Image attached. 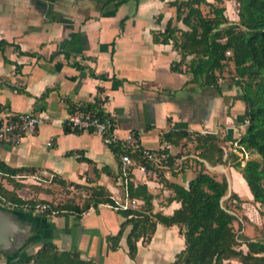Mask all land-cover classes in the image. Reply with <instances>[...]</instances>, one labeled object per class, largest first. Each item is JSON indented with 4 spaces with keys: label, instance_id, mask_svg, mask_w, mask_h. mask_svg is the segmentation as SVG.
Instances as JSON below:
<instances>
[{
    "label": "crops",
    "instance_id": "crops-1",
    "mask_svg": "<svg viewBox=\"0 0 264 264\" xmlns=\"http://www.w3.org/2000/svg\"><path fill=\"white\" fill-rule=\"evenodd\" d=\"M105 1L0 0V40L7 42L0 52V120L25 111L45 116L19 144L0 143V162L34 170L13 176L0 171V185L21 199L45 202H54V195L64 188L79 189L87 197L90 188L102 186L115 202L121 201L118 160L103 137L90 130L63 129L73 106L100 99L99 107L113 119L116 137L135 131L144 147H166L177 155L176 163L186 161L181 171L132 169L133 182L145 184L152 195V213L171 215L180 202L171 199L173 192L165 182L186 186L196 175L194 160L200 158L187 149L192 143L186 138L173 144L161 141V136L185 130L214 133L226 137L227 143L237 138L245 127L239 83L223 77L218 87L203 85L185 66L181 71L171 69L179 53L171 43L154 42L151 34L174 17V8L167 5L170 0H127L117 7ZM229 1L225 0L226 8ZM159 13L162 18L157 23ZM177 25L184 28L180 22ZM14 45L33 55L18 53ZM72 61L84 68L76 69ZM90 69L97 77L90 75ZM114 77L121 80L116 89ZM200 160L217 178L223 173L237 194L238 187L246 195L236 169ZM38 172L52 174L51 180H34L32 175ZM58 179L77 185L63 187ZM35 214L42 223V241L53 242L59 250H76L81 258L97 264H170L184 247L177 225L157 223L149 243L137 242L134 258L127 254L129 226L118 247L110 248L106 237L118 232L123 217L107 204L90 207L78 217ZM31 248L27 245L24 251L30 253ZM3 260L7 262L0 252V264Z\"/></svg>",
    "mask_w": 264,
    "mask_h": 264
},
{
    "label": "trees",
    "instance_id": "trees-1",
    "mask_svg": "<svg viewBox=\"0 0 264 264\" xmlns=\"http://www.w3.org/2000/svg\"><path fill=\"white\" fill-rule=\"evenodd\" d=\"M126 1L106 0L104 3L113 2L117 7ZM224 2L225 0L168 1L167 5L174 8V17L166 21L162 30L151 31L152 40L171 43L173 49L179 53V60L171 63V69L181 71L182 66H185L192 79L200 81L203 85L218 87L219 78H223V74L228 72L229 81L236 80L239 83L240 95L245 104L243 119H247V123L237 138L229 142L227 148L226 137L209 132L168 131L161 136V141L178 144L180 140L186 138V141L192 143L189 151L196 153L200 159L210 165L223 164L236 169L244 179L251 200L258 205L259 213L264 219V0H235L237 9L234 20H230L225 13ZM161 18L162 14L159 13L155 21L159 23ZM178 22L184 28L179 27ZM6 44L5 40H0V52ZM14 47L18 53L33 55L32 52H22L16 45ZM70 64L76 69L84 68L78 61H72ZM89 73L97 77L93 70L90 69ZM98 77L105 79L103 75ZM120 83V79L112 78L113 89ZM100 101L96 99L93 103L84 102L78 108L92 110L103 118L106 113L99 107ZM74 108L76 107L73 106L72 110ZM69 127L71 128L69 124L65 125L64 131H71ZM112 129L111 126L108 132ZM235 142L241 151L247 152L248 158L243 160L232 151ZM106 144L118 160L120 178V154L126 150L119 141H110ZM129 155L135 161L140 160L147 169L152 168L149 162L139 159L137 151L130 152ZM176 157L177 155H169L166 168L177 171L184 168L186 161L182 159L176 163ZM200 159L194 160L198 166L196 175L186 186L165 182L173 192L171 199L180 202V207L171 215L152 213V195L145 184L133 182L134 166L130 167L127 193L129 197L142 202V206L116 209L123 217V221L116 234L106 237L110 248L118 247L124 230L129 226L125 238L127 254L134 258L137 254V242L141 240L143 244L149 243L157 223L166 226L175 224L184 239V247L175 254L170 264H227V260L233 258L240 264H264V239H252L234 228L235 221L240 228L234 209H238L243 200L233 190L223 200L228 193L226 176L220 173V177L217 178L215 173L208 171L204 161ZM101 169L106 170V166ZM0 171L14 175L17 172L34 170L23 167L11 168L0 162ZM55 181L63 187L77 185L60 179ZM0 194L16 207L27 204L31 210L36 203H48L52 208L65 210L60 214H74L77 217L90 207L96 208L99 204L105 203L115 204L102 186L90 188L82 203L68 200L61 205L37 199H21L1 185ZM225 200L235 201L234 206L225 204ZM42 215H47V212ZM37 245L34 251L35 245H31L30 253L22 251L15 260L7 262L3 260L2 264H97L93 260L81 258L76 250H59L50 241L41 240ZM242 245L246 250L242 249Z\"/></svg>",
    "mask_w": 264,
    "mask_h": 264
},
{
    "label": "built area",
    "instance_id": "built-area-1",
    "mask_svg": "<svg viewBox=\"0 0 264 264\" xmlns=\"http://www.w3.org/2000/svg\"><path fill=\"white\" fill-rule=\"evenodd\" d=\"M227 54L229 51L226 52ZM45 119L42 114L34 113L32 111H25L15 114H9L5 118L0 120V143H5L11 146H15L20 143L21 139L26 134L34 133L38 125ZM73 129L77 130H92L100 134L105 143L110 141H119L121 146L126 150L124 153L120 154L121 162V176L119 178L121 186V201L115 202L114 205L107 204L110 208H138L139 200L136 198L129 197L127 193V183L129 181V170L130 167H139L143 171L148 169L140 162V160H133L129 155L130 152L137 151L139 153V159H143L151 164L153 169L161 170L166 168L167 160L170 155L166 147L160 149H150L144 147L138 137L137 132L130 131L123 137H116L112 131L108 132L111 126L113 127V119L110 115L106 114L103 118L96 115V112L92 110H82L78 107L74 108L65 120ZM247 119H243L242 125H246ZM47 144H50L48 142ZM232 151L238 154L239 158L245 160L248 158L247 152L241 151L239 146L233 143ZM166 149L167 151H164ZM13 176V175H12ZM16 176V175H15ZM32 178L38 182H48L52 178V174L45 172H38L32 175ZM115 201V200H114ZM0 202L6 206L12 207L14 209H19L22 211L34 212V213H45L50 216H56L60 213H64L65 210H57L52 208L48 203H36L33 209H29L27 204H22L16 207L15 204L10 201L5 200V198L0 194Z\"/></svg>",
    "mask_w": 264,
    "mask_h": 264
},
{
    "label": "water",
    "instance_id": "water-1",
    "mask_svg": "<svg viewBox=\"0 0 264 264\" xmlns=\"http://www.w3.org/2000/svg\"><path fill=\"white\" fill-rule=\"evenodd\" d=\"M230 184L228 182V193ZM37 214L6 206L0 202V252L7 261L15 260L27 245L44 238Z\"/></svg>",
    "mask_w": 264,
    "mask_h": 264
},
{
    "label": "rangeland",
    "instance_id": "rangeland-1",
    "mask_svg": "<svg viewBox=\"0 0 264 264\" xmlns=\"http://www.w3.org/2000/svg\"><path fill=\"white\" fill-rule=\"evenodd\" d=\"M227 4H229V5H227V8H226L228 10L225 11L227 16H229V14L230 15L234 14L235 8L237 9V3L235 2V0H230ZM224 74H225L224 78H228L229 73L225 72ZM229 145L230 144L228 142L226 145V148L229 147ZM187 149L191 150V147H189ZM225 152H227V149L225 150ZM215 170H218V169H215ZM208 171H210V169H208ZM222 171L226 172V167L223 168ZM242 180L244 183H242L241 187H242L243 191L245 190L246 195H243V192L241 193L239 188L237 187V192H238L239 196L241 197V199L243 200V202L240 204V207L238 209L237 208L234 209V211L236 212V214L238 216V221L240 222V228H239L237 221L234 222V228L237 229L239 231V233L245 234L246 236H248L252 239H255V238L264 239V219L262 218V216L259 213L258 205L254 201H252L251 199H248L247 195L249 194V191H248V188H247V185H246L244 179H242ZM233 186H234V182H233ZM232 190H233V188H231V186H230L229 191L231 192ZM229 194L230 193H227V195H225L222 199L223 200L226 199V197ZM85 198L86 197L82 195V192L79 189L72 188V189L68 190V189L64 188V189L59 190L57 192V194L54 195L55 201L53 202V204L61 205L65 202H67L68 200H73L75 202L82 203ZM225 204H228L231 207H233L235 204V201H226L225 200ZM242 249L246 250V247L244 245H242ZM227 264H240V262L237 259L233 258V259L227 260Z\"/></svg>",
    "mask_w": 264,
    "mask_h": 264
}]
</instances>
